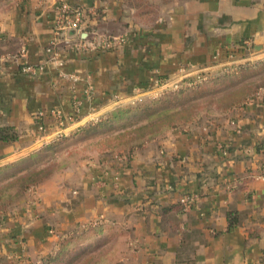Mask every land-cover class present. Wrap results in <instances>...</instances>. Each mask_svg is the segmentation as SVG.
<instances>
[{
    "label": "crops",
    "instance_id": "obj_1",
    "mask_svg": "<svg viewBox=\"0 0 264 264\" xmlns=\"http://www.w3.org/2000/svg\"><path fill=\"white\" fill-rule=\"evenodd\" d=\"M62 1L91 9L90 28L126 35V43L92 53L59 42L52 60L54 8ZM6 58L0 129L18 138L0 142L1 173L160 95L158 81H178L183 67L213 77L264 61V0H0ZM24 63L44 69L24 74ZM76 104L75 124L47 120L52 110L74 115ZM263 173L264 90L242 107L167 130L129 158L64 166L5 216L0 264L42 263L65 238L92 227L101 229L91 240L106 249V264H264ZM187 196L195 199L186 208Z\"/></svg>",
    "mask_w": 264,
    "mask_h": 264
},
{
    "label": "rangeland",
    "instance_id": "obj_2",
    "mask_svg": "<svg viewBox=\"0 0 264 264\" xmlns=\"http://www.w3.org/2000/svg\"><path fill=\"white\" fill-rule=\"evenodd\" d=\"M242 66L245 68L215 75L193 90L165 91L128 105L121 117L92 121L76 135L61 139L42 154L14 166L9 172H0V225L38 187L23 190L27 184L42 182L79 159L92 161L131 155L150 140L152 133L163 128L184 130L204 121V117L246 105L264 90V61ZM138 104L144 106L136 107ZM84 244L76 249L71 244L69 250L51 255L44 264H100L107 252L104 246L96 249L92 240Z\"/></svg>",
    "mask_w": 264,
    "mask_h": 264
},
{
    "label": "built area",
    "instance_id": "obj_3",
    "mask_svg": "<svg viewBox=\"0 0 264 264\" xmlns=\"http://www.w3.org/2000/svg\"><path fill=\"white\" fill-rule=\"evenodd\" d=\"M94 14L91 9H86L80 5L70 4L68 2H59L54 8V40L51 46L48 48V52L52 54L53 59L57 60L58 52L57 46L59 42H65L76 50L92 53H106L121 48L127 41L126 35L112 36L110 34L103 33L100 28L88 26L89 15ZM90 29V30H88ZM76 37V40L73 38ZM73 39V40H72ZM10 60L9 58L0 59V70L4 64ZM44 69L43 66H32L28 63L22 64V73L36 75L39 71ZM181 79L178 81H165L161 83L158 81V85L165 91H178L184 87H193L199 83L205 82L212 78L207 74L205 70L193 72L190 67H183L180 69ZM69 80L77 81L78 76L64 75ZM87 97H91L90 91H88ZM75 114L66 116L61 110H52L48 116L53 119V123L56 126L63 127L66 124H75L78 121L77 114H79V104L74 107ZM39 119L45 117V114L39 113ZM231 123L235 124L232 120ZM239 129V128H238ZM62 137V136H60ZM223 149V148H222ZM131 155L122 156L129 158ZM259 179L264 181V173L258 176ZM195 196H187L181 199V203L187 208L194 202Z\"/></svg>",
    "mask_w": 264,
    "mask_h": 264
},
{
    "label": "trees",
    "instance_id": "obj_4",
    "mask_svg": "<svg viewBox=\"0 0 264 264\" xmlns=\"http://www.w3.org/2000/svg\"><path fill=\"white\" fill-rule=\"evenodd\" d=\"M96 18L99 20V18H100V15H96ZM95 27H98V28H100L99 26H95ZM91 28H92V26H91ZM88 30H90V29H88ZM239 69L240 68H245L244 66H239L238 67ZM211 79V78H210ZM209 79V80H210ZM209 80H207V81H209ZM207 81H205V82H207ZM160 82L161 83H164L165 82V80H160ZM204 82H202V83H199L200 85L201 84H203ZM199 84L198 85H196V86H193V87H184V88H181L180 89V91H179V93H182V92H186V91H189V90H193V89H195V88H197V87H199ZM146 105V104H145ZM142 106H144L143 104H138V106H136V107H142ZM133 107H131V109H132ZM130 109V108H129ZM124 111H127V108H123V109H120V110H118L116 113H114L111 117V119H115V118H118V117H121L123 114H125L126 112H124ZM46 117V116H45ZM44 117V119L42 118L41 119V121H40V123L42 124V126H43V128H46V126H45V121H46V119L47 118H45ZM50 117V116H49ZM42 120H45V121H42ZM47 120H51V122H54L53 121V119L50 117V119H47ZM176 129V128H175ZM167 130H170L169 128L167 129V128H163V129H161L159 132H156V133H152L149 137H150V140H152V139H154V138H157L158 136H160V135H162L164 132H166ZM80 131H81V129H80ZM17 138H18V134H17V132L15 131V130H13V129H11V128H3V129H0V142L1 143H12V142H15L16 140H17ZM142 143V142H141ZM138 144H140V143H138ZM46 180H47V178H46ZM45 179H43V181L45 182L46 181ZM43 181L42 182H32L31 184H27L25 187H24V189L23 190H26V189H29V188H31L32 186H39V185H41L42 183H43ZM31 186V187H30ZM99 233H101V229H99V227H92V228H89V229H86V230H84L83 232H80V233H76V234H74L73 236H71V237H68V238H65L64 239V241L62 242V244H61V247H60V250H59V254L60 253H63L64 251H66V250H69L70 249V245L72 244V249H76V247L78 246V245H81V244H83V243H85L86 241H89V240H91L95 235H99ZM57 253V254H58ZM50 257H52V256H49V257H47L48 258V260H50ZM46 258V259H47ZM105 258H106V255H105V257L100 261V264H106V262H105ZM44 260L41 264H44V263H46L47 262V260Z\"/></svg>",
    "mask_w": 264,
    "mask_h": 264
}]
</instances>
